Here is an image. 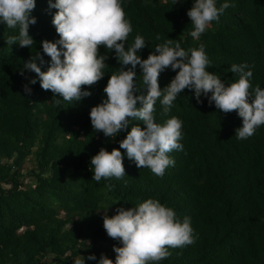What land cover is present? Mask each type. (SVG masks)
<instances>
[{
  "label": "trees",
  "instance_id": "16d2710c",
  "mask_svg": "<svg viewBox=\"0 0 264 264\" xmlns=\"http://www.w3.org/2000/svg\"><path fill=\"white\" fill-rule=\"evenodd\" d=\"M222 2L217 0V6ZM191 4L123 0L132 28L125 46L141 35L146 44L139 54L146 58L165 39L178 41L185 50L203 44L211 62L208 71L230 82L236 78L230 64L244 62L252 71L249 90L264 88V0H229L230 6L198 39L189 35L192 25L186 13ZM55 11L48 0H36L31 48L12 42L17 29L0 22V264H76L83 257L84 264H96L86 258L94 254L98 259L101 253L114 260L113 246L120 241L106 234L102 208L113 215L117 207L147 198L172 207L181 219L190 217L195 237L191 244L167 248L164 259L149 264H264V124L237 140L235 129L242 118L236 110H218L204 96L197 103L185 88L166 115L159 98L154 105L157 122L171 116L182 121L183 150L168 154L174 165L156 176L137 168L120 149L125 175L92 180L90 158L101 147L119 148L132 124L145 125L132 121L114 138L93 129L90 109L106 96L103 88L120 66L114 50L103 45L104 76L81 86L91 95L64 101L42 89L38 79L29 83L36 74L23 69L24 62L42 53L41 40L58 39L52 24ZM49 59L44 55L42 68ZM140 71L137 66V87ZM175 71L169 66L159 74L161 88ZM25 84L31 88L27 96ZM27 161L30 169L25 168Z\"/></svg>",
  "mask_w": 264,
  "mask_h": 264
},
{
  "label": "clouds",
  "instance_id": "9594fccd",
  "mask_svg": "<svg viewBox=\"0 0 264 264\" xmlns=\"http://www.w3.org/2000/svg\"><path fill=\"white\" fill-rule=\"evenodd\" d=\"M35 4L36 0H0V22L17 29L11 41L18 42L20 47L34 45L29 26L36 22V17L31 15ZM122 4L123 0H48L49 8L56 9L52 24L58 39L41 40L43 55L37 51L23 64V69L36 74L29 83L35 84L38 79L40 87L50 90L54 97L75 102L91 95L82 85H92L105 74L106 55L99 53V46L114 50L119 70L111 72L103 88L106 96L91 107L90 123L95 131L113 138L132 121H142L145 126L132 124L120 140L119 148L109 151L101 147L90 158L92 180L119 179L125 175L120 149L125 150L137 168H148L156 176H162L166 167L174 165V159L168 154L183 150L182 121L171 116L157 122L154 105L159 98L162 113L166 115L185 88L192 90L197 103L204 96L218 110L225 113L236 110L242 118L241 125L235 129L237 140L247 139L264 124V88L257 85L249 90L252 71L247 63L230 64L229 70L236 78L225 82L217 73L208 71L211 62L203 44L185 50L173 39L157 43L146 58H141L139 50L146 44L141 35L125 46L132 28ZM229 6V0H223L219 6L217 0H192L186 13L192 25L189 35L198 39L210 22L218 20ZM155 39L159 41L160 36ZM44 55L50 57L46 69L42 68L46 63ZM137 66L141 70L140 87L134 79ZM169 66L178 71L161 88L158 76ZM23 69L21 75H24ZM23 91L25 96L30 94L28 84L23 86ZM102 209L106 234L118 239L120 244L113 246L114 260L104 253L98 259L89 254L86 259L96 264L158 262L168 255L167 248L194 242L190 217L181 219L172 207L158 199L147 198L128 208L121 205L113 215L107 214L108 207ZM84 260L83 257L76 264H84Z\"/></svg>",
  "mask_w": 264,
  "mask_h": 264
},
{
  "label": "rangeland",
  "instance_id": "374dc122",
  "mask_svg": "<svg viewBox=\"0 0 264 264\" xmlns=\"http://www.w3.org/2000/svg\"><path fill=\"white\" fill-rule=\"evenodd\" d=\"M31 166H32V164L30 163V161H27L25 164V168L27 167L28 169H30Z\"/></svg>",
  "mask_w": 264,
  "mask_h": 264
}]
</instances>
